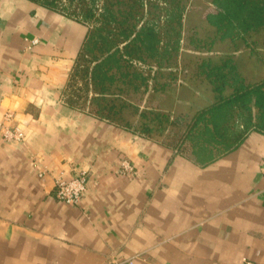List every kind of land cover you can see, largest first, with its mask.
Masks as SVG:
<instances>
[{"label":"crops","instance_id":"0c3cea01","mask_svg":"<svg viewBox=\"0 0 264 264\" xmlns=\"http://www.w3.org/2000/svg\"><path fill=\"white\" fill-rule=\"evenodd\" d=\"M86 32L35 1L0 0V125L24 132L4 140L0 129V264H264V128L199 156L98 115L91 91L74 104L67 84ZM25 37L39 43L27 49ZM242 45L238 70L258 82L259 42ZM208 88L207 103L187 102L189 116L213 102ZM123 158L132 173L120 172ZM82 170L81 200L58 199L55 178Z\"/></svg>","mask_w":264,"mask_h":264},{"label":"trees","instance_id":"16d2710c","mask_svg":"<svg viewBox=\"0 0 264 264\" xmlns=\"http://www.w3.org/2000/svg\"><path fill=\"white\" fill-rule=\"evenodd\" d=\"M63 12L87 26L85 39L69 77V101H79L93 93L95 112L117 119L130 104L119 99L133 91H165L176 84L190 65H180L178 55L183 43V19L187 0H32ZM65 5H62V2ZM82 4L75 8V3ZM213 11L206 14L213 36L201 38L195 29L188 43L197 49L211 50L218 41H242L254 48L249 39L264 30V0H210ZM253 44V45H252ZM163 79L161 81L160 79ZM189 80L206 83L214 100L191 116L149 109L139 111L145 120L140 127L124 125L152 136L169 126L180 127L179 148L189 147L197 155L211 157L235 145L252 126L264 128V78L246 83L232 52L219 59L200 57L192 64ZM80 84V88L77 86ZM117 90V92H115ZM116 94V96H112Z\"/></svg>","mask_w":264,"mask_h":264},{"label":"rangeland","instance_id":"374dc122","mask_svg":"<svg viewBox=\"0 0 264 264\" xmlns=\"http://www.w3.org/2000/svg\"><path fill=\"white\" fill-rule=\"evenodd\" d=\"M74 3L75 8L81 7L82 5L77 4L76 6V2ZM65 4L62 2V5ZM211 11H213V6L211 5L210 0H187V11L183 19V43L177 59L180 62V65L191 64L190 69L186 74H181L176 84L171 88H167L165 91H152L149 89L139 92L128 91L119 95V99H124L130 104V106L127 108L124 107L114 121L117 123L130 122L133 126L140 127L145 120L139 116L134 107L139 108V111H148L149 109L168 111V113L171 112L173 117L177 115L189 116L192 108L191 106L187 107V102L197 105L205 104L209 101V85L206 83H199L198 85L195 83L192 84L189 80L193 62L200 57H210L216 60L229 51L234 54V57L237 60V42L236 45H233L229 40L217 42L211 50L197 49L188 43V38L194 29L197 35L201 38H209L213 36V28L206 20V14ZM249 39H255L259 42V45L257 46L258 53L264 55V31ZM238 43L240 47L242 46L241 49H243L242 51H239V55L241 54L242 57L241 59L244 60V62L249 61V56L247 54L248 49L243 48L241 41H238ZM160 80L163 81L164 78H161ZM79 85L80 84H77L80 88L81 86ZM194 85H197L203 93L200 92L199 94H194ZM115 92H117V90H115ZM78 93L84 94L79 101L83 100L86 94L83 93L82 90H79ZM112 96H116V94L111 95V97ZM85 100L86 99H84V103ZM180 129L181 128L177 126H169L167 130L161 134L153 133L152 136L162 137L167 141L173 142L177 140Z\"/></svg>","mask_w":264,"mask_h":264},{"label":"built area","instance_id":"2783aa9c","mask_svg":"<svg viewBox=\"0 0 264 264\" xmlns=\"http://www.w3.org/2000/svg\"><path fill=\"white\" fill-rule=\"evenodd\" d=\"M26 48L31 49L33 46L39 43L38 37H25ZM14 114L7 111L4 114V118L12 120ZM1 135L4 140L23 141L24 132L18 125H0ZM264 167V156L262 158ZM120 172L123 174H129L133 172V166L127 158H123L120 162ZM55 195L58 199L69 203H78L85 193L87 187V172L85 170L79 171L72 177L65 179L63 177H56L54 181ZM107 264H131V259H121L115 256H111ZM243 264H253L249 260H244Z\"/></svg>","mask_w":264,"mask_h":264}]
</instances>
